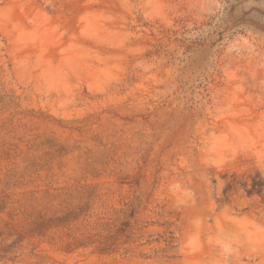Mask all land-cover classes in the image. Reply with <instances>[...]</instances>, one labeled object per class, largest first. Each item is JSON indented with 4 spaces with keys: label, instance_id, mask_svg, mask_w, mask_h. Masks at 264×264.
<instances>
[{
    "label": "rangeland",
    "instance_id": "1",
    "mask_svg": "<svg viewBox=\"0 0 264 264\" xmlns=\"http://www.w3.org/2000/svg\"><path fill=\"white\" fill-rule=\"evenodd\" d=\"M0 264H264V0H0Z\"/></svg>",
    "mask_w": 264,
    "mask_h": 264
},
{
    "label": "trees",
    "instance_id": "2",
    "mask_svg": "<svg viewBox=\"0 0 264 264\" xmlns=\"http://www.w3.org/2000/svg\"><path fill=\"white\" fill-rule=\"evenodd\" d=\"M256 187H261V184H257L255 182L252 183V191H256V193H260V189H256Z\"/></svg>",
    "mask_w": 264,
    "mask_h": 264
}]
</instances>
